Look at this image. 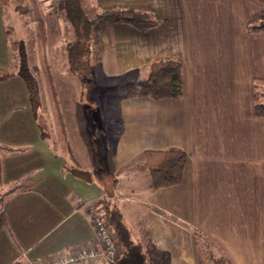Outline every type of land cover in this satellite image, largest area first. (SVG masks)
Masks as SVG:
<instances>
[{"label": "crops", "instance_id": "obj_1", "mask_svg": "<svg viewBox=\"0 0 264 264\" xmlns=\"http://www.w3.org/2000/svg\"><path fill=\"white\" fill-rule=\"evenodd\" d=\"M27 1L32 18L45 22L46 54L74 160L83 170L97 166L108 173L106 181L116 179L112 198L134 236L168 253V264H201L194 233L155 207L199 230L227 264H264V116L253 113L255 80L264 81V33L247 29L264 20V0H88L96 12L150 11L161 21L147 31L123 22L103 25L105 77L124 78L157 57L183 66L180 98H115L121 129L110 148L86 140L77 108L65 118L51 62L69 29L65 17L52 11L55 3L42 14L37 0ZM4 8L0 4V67L10 68ZM57 75L73 95L72 81L61 69ZM50 113L51 132L20 77L0 82V193L22 188L3 204L0 264H33L95 240L86 205L106 197L104 184L63 170L68 154L58 142L52 107ZM169 148L187 154L179 184L151 190L150 178L141 189L123 180L130 168L145 166L144 150Z\"/></svg>", "mask_w": 264, "mask_h": 264}, {"label": "trees", "instance_id": "obj_2", "mask_svg": "<svg viewBox=\"0 0 264 264\" xmlns=\"http://www.w3.org/2000/svg\"><path fill=\"white\" fill-rule=\"evenodd\" d=\"M51 1L55 3L52 11L61 12L69 25V36L56 49H59L63 56V63L60 69L64 71L65 75L71 77L80 85L79 101L83 99L82 87L87 92L88 87L96 83L98 73L105 77L101 71L104 43L101 39L100 31L103 25L123 22L130 24L139 31H147L161 23L150 11L112 8L110 10H98L92 17L88 15L83 5L88 0ZM9 2L10 0H0V4L3 7L8 6ZM15 9L20 13H30V8L27 5L15 6ZM29 21L35 26L39 74L43 78L48 100L54 114L58 142L61 143L62 149L68 154V162L63 165V170L86 182L99 181L104 184L103 187L107 195L101 199L100 204L106 224L114 232L120 250L118 259L110 264H168L169 254L157 250L152 240L142 243L134 238L131 228L123 219L117 201L112 198L113 190L117 185L116 179L111 176L110 181H106L108 173H103L97 166H94L92 170H83L74 160L67 141L65 124L46 54L47 34L45 22L42 18H31ZM247 29L250 32L264 33V20L249 25ZM11 33L12 27L7 26L6 34L9 40L10 58L13 68L0 67V82L13 76L20 77L26 83L28 99L37 113L39 105L37 79L29 69L24 41L11 39ZM124 78L127 79L122 85V91L115 96L118 99L138 97L151 99L180 98L184 94L183 66L181 61L177 59L157 57L149 64L124 76ZM255 81L253 113L255 116L263 117L264 90H261L260 87H262L261 83L264 81ZM87 93L85 98H89ZM42 135H45L44 132H42ZM0 148L4 147L0 145ZM143 158L145 168L150 177L151 190L180 183L187 161L185 151L178 148L146 149L143 152ZM20 189H22L21 186L16 185L0 193V225H5L6 223L3 211L4 201L8 196ZM153 210L191 230L196 240L200 237L205 238L199 230L178 220L176 217L166 215L155 207Z\"/></svg>", "mask_w": 264, "mask_h": 264}, {"label": "rangeland", "instance_id": "obj_3", "mask_svg": "<svg viewBox=\"0 0 264 264\" xmlns=\"http://www.w3.org/2000/svg\"><path fill=\"white\" fill-rule=\"evenodd\" d=\"M37 2L38 8L41 10L42 14L48 11L49 7L54 4L53 1L48 0H37ZM88 4H90V1H85L83 5L88 15L93 17L96 14V7H90L88 6ZM21 5L29 6L27 0H10L8 6L4 8V14L7 23L12 27L11 38L14 40H22L25 43L29 69L36 77L38 83L39 105L37 114L40 118L41 124L45 127H48V131L51 132V107L48 103V94L44 85L43 78L39 74L35 37L33 33L31 35V32H34L33 26L30 25L29 21V19L32 18V14H24L16 11L15 6ZM69 33V29L64 32L60 43L64 42L67 36H69ZM56 50H54V52L52 53L54 55V60L52 57L51 62L53 63L54 61L55 64V69L53 67L52 69L60 92V99L63 104L66 120H69L73 117L74 112H76L75 109L77 108V111H79V113L77 112V114L79 119H81L80 122L82 124L83 134L86 137V140L91 144H104L105 146L110 148L111 146H113V144H115L116 138L121 129L120 123L118 121L117 101L115 99V96H117L122 91L123 87L121 85V80L126 79H108L98 73V79H96L95 84H91L90 87H88V93L86 92V89L82 87L83 99H80L81 101H79L80 85L78 84V82L73 80L71 77H68L67 75L65 76L68 80L72 81L75 87L74 94L72 95L71 89H68L61 85L59 81L57 72H59V69L62 66L63 56L59 49ZM11 68H13V65L11 66ZM261 86V90H264V85ZM86 93L90 100L89 98H85ZM145 177L150 178L145 166L136 165L130 168V171L123 178V180H125L126 182L128 181L129 183L130 181H132L134 183V188L137 187L138 189H141L142 187H144V184H146L144 182V180L146 179ZM134 238L138 240L137 236H134ZM198 245L201 264H227L222 251H220L218 247L206 237H200L198 239Z\"/></svg>", "mask_w": 264, "mask_h": 264}, {"label": "built area", "instance_id": "obj_4", "mask_svg": "<svg viewBox=\"0 0 264 264\" xmlns=\"http://www.w3.org/2000/svg\"><path fill=\"white\" fill-rule=\"evenodd\" d=\"M86 212L95 231L93 242L38 259L33 264H91L93 262L110 264L115 262L120 255V250L114 232L106 224L101 204L88 203Z\"/></svg>", "mask_w": 264, "mask_h": 264}]
</instances>
